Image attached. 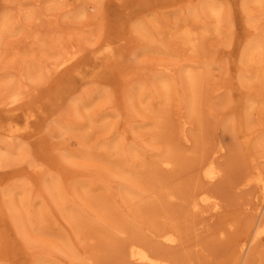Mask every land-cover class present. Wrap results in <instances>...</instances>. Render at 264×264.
Instances as JSON below:
<instances>
[{
	"label": "rangeland",
	"instance_id": "obj_1",
	"mask_svg": "<svg viewBox=\"0 0 264 264\" xmlns=\"http://www.w3.org/2000/svg\"><path fill=\"white\" fill-rule=\"evenodd\" d=\"M9 1L0 0V21L9 13L19 20L0 52V102L5 90L21 91L25 106L8 112L0 103V156L4 155L0 158V264H44L46 259L88 264L78 257L88 258L91 264H124L118 247L133 240L148 245L171 264H264V238L249 245L243 255L238 252L250 236L262 201L260 188L244 186V178L255 170L264 177V146L256 147L264 137V114L257 108L264 105V93L245 82L254 68L242 56L248 42L263 33V23H249L254 17L261 22L257 9L249 5L247 12L254 17L247 19L241 0H19L24 4L20 12L19 1ZM206 2L221 9L217 28L203 14L201 5ZM186 4L189 10L180 11ZM180 19L182 23H176ZM139 20L144 26L137 34L132 27ZM183 23L198 39L194 51L171 35ZM202 28H207L203 34ZM119 41L122 67L99 66L89 59L104 44ZM64 50H80L78 70L47 80L46 70ZM194 66L203 67L206 79L198 116L187 110L182 73ZM159 78L171 80L172 101L165 107L164 136L150 146L142 136L144 117L133 107L138 91L146 90L154 96L151 99H159L155 92ZM80 98L82 103L75 105ZM98 117L104 118L106 126L98 127ZM89 120L98 126L82 138L76 135ZM12 129L17 132L10 137ZM124 129L125 135L120 136ZM123 138L129 147L140 144L137 151L147 162L155 161L166 146L180 153L172 171L157 175V181L175 195L161 202L162 211L158 203L134 205L124 194L126 187L137 183L146 199L152 192L148 187L157 181L147 187L148 182L134 181L126 167L117 175L109 173L107 168L113 166L108 160L116 158L111 147H122ZM87 153L94 159H85ZM207 157L215 158L221 173L204 187L199 166ZM35 169L40 173H33ZM85 185L111 212L112 221L105 222L118 227L109 231L94 222V226L86 224L99 209L90 198L79 195ZM202 189L219 204L212 217L191 210L187 203L190 193ZM26 209L54 218L52 234L60 238L65 234L76 258L70 257L72 251L63 250L61 241L35 235L28 223L26 228L20 225ZM69 209L79 213L78 222L68 216ZM173 227L182 241L164 248L155 234ZM103 233L110 237L96 239L93 250L86 247L91 242L82 241L84 236L93 239ZM114 244L119 245L117 250Z\"/></svg>",
	"mask_w": 264,
	"mask_h": 264
},
{
	"label": "bare ground",
	"instance_id": "obj_2",
	"mask_svg": "<svg viewBox=\"0 0 264 264\" xmlns=\"http://www.w3.org/2000/svg\"><path fill=\"white\" fill-rule=\"evenodd\" d=\"M19 1V0H16ZM52 2H55L57 0H51ZM121 1V0H120ZM13 0L9 1V3H12ZM18 5V9L20 12L24 10V4L22 1H19L16 3ZM249 5H252L255 7L258 11V15L261 16L259 22L258 17H255L247 12V8L251 9ZM189 4H186L185 6L181 7L180 11H186L189 10ZM201 9L203 11V14L207 17L212 19L213 21V28H217L218 25L221 22L222 19V12L218 5H216L213 2H206L201 5ZM241 11H243L247 15V19L253 18L249 20V23H263L262 25V36L261 37H255V39L246 45L244 52L242 54L244 61L249 64L251 67L254 68L253 72H251V75H248L245 82L252 83L258 87L260 91L264 93V0H241ZM195 13H192L194 16ZM17 17L12 16L10 13L4 17L0 21V52L2 49V46L4 45V39L6 36H8L11 32H13L14 25L18 23ZM182 19L177 20L176 23H182ZM255 20V22H254ZM143 20H139L134 22L133 25V31L137 34L140 33V28L144 26V23H140ZM140 27V28H139ZM207 28H202L201 33L203 34ZM259 30L257 29L256 32ZM260 32V31H259ZM261 33V32H260ZM172 36H175L176 39L180 43H182L184 46H186L190 51H194L198 39L196 35L190 30L189 26L186 24H179L176 27V30L172 32ZM120 41H122L120 39ZM119 42L115 43H107L104 44L102 49L96 53H92L89 56V59H91L93 64H99L100 65H109V66H119L122 60L120 59L122 56V44ZM81 55L80 50H74V51H66L64 50L62 52V56L52 64V68L46 70L47 74V80H51L54 78V74L57 75L63 71L66 70H78L79 65L81 64ZM80 61V62H78ZM193 66V64H192ZM13 69V68H12ZM79 72V71H78ZM183 79L185 84V95L187 97V100H185V104L187 107L188 112H190V115L192 116H198L199 115V108L201 106V98H202V89L204 81H206L203 67L196 68L194 67H186L183 70ZM22 74H19V78H21ZM56 82H54L52 85H55ZM57 86V85H55ZM18 90L20 91V88H22V79L18 81ZM155 92L157 93V97L159 99H151L154 96L150 95V92L143 90L138 91L136 93V105H134V109L138 114L142 113L144 121L140 122V126L144 129L143 135L146 136L148 139V144L150 146H155L158 139L160 137L164 136V116H165V107H169L172 101V82L171 80L167 78H159L156 84ZM2 102H0L5 107H8V112H15L19 110L20 108L25 106L24 97L21 95L20 92H13L8 93V90H5ZM80 102L82 103V98L80 100H76V104ZM256 104H253L252 107L254 108ZM92 105H90L87 108H84L85 111H88L89 108H91ZM157 107V108H156ZM166 108V109H167ZM257 108H260V113L264 114V105L259 106L257 105ZM28 119V117H26ZM103 117H98L96 119V123L100 124L98 127H104L106 126V122L103 121ZM95 125V122L93 120H89V124L83 128L76 130V135L79 137L86 136V133L88 131H93L94 128L97 127ZM85 128V129H84ZM84 129V130H83ZM83 130V131H82ZM17 129L9 130L8 136L12 137L16 134ZM126 130L121 131V135H125ZM258 136V133H256ZM125 138L122 139V147H119L118 145H113L111 149L113 150V153L115 155V160L112 162L108 160L109 163L112 164L113 167L107 168L109 173L113 172V175H117L118 173L124 172V169L126 167V171L133 177L134 181L140 182H148V185L153 184V181H157V175L159 172L167 173V171H172L175 166L179 163L178 161V153L175 147H168L166 146L165 151L159 155V157L153 161V162H147L144 155L141 153H138L137 148H141V145H136L135 147H129L124 143ZM147 144V145H148ZM12 145V144H11ZM264 146V137L260 138L259 141H257V146ZM14 147H10V151H13ZM154 148L150 149L149 151L145 152H151ZM155 150H160V148H155ZM217 153L214 152V154ZM180 154V153H179ZM4 155L0 156L2 159ZM85 156V159L91 160L94 159V155L91 153H87ZM112 157V155H111ZM130 158V163H127V159ZM200 170L202 174V182L203 186H208V183H213L218 177L220 176V168L215 162V158L213 157H207L204 160H202L200 164ZM256 172V175L254 173ZM252 171L250 175L246 176L243 181L244 186H248L251 184L257 185L261 192H262V201L259 203L257 209H258V215H257V221L253 225V228L251 230L250 236L243 241L241 244L238 252L240 255H243L246 248L258 242L259 240L264 238V177L260 174L258 170ZM35 174L40 173V169H35L33 171ZM158 184L153 185V187L148 189L152 191L148 197L143 198L142 191L140 192L137 189V183L134 185H129L130 187H126L124 190L125 198L131 202L132 204H143L147 203L148 205L158 203L157 209L159 211H162V201H169L173 200L175 198L174 192L171 191L167 186H164L158 179ZM128 186V185H127ZM208 190L202 189L198 192L190 193L188 195L187 203L191 205V210L197 211L200 214L208 213L211 217L214 216L218 209L219 204L216 202L215 198H213V195L207 192ZM79 195L84 198L85 196L90 198L93 202H95L96 206L98 207V214H96L94 217L90 219V221L86 224L93 225L94 223L101 227V228H107L109 231L111 229L118 227V225L109 224L105 221H112L111 217L112 214L109 212L106 208V206L100 201L99 197L93 195L90 193V187L89 185H85L82 187V189L79 192ZM79 196V197H80ZM70 204V203H68ZM88 206V204H87ZM28 207V206H27ZM89 207V206H88ZM46 208V207H45ZM68 216L75 222L80 217L79 213L77 211H74L72 209L67 210L66 212ZM44 215L41 212H35L31 213L27 209L24 212V220L20 222V225L26 228L27 223L30 225L31 231L34 232L35 235H47L50 237H54L55 240L61 241L63 246V250H69L72 251L74 256H70L73 258H76L75 256L77 254L74 253V246L69 244L68 240L65 239V234L63 236L61 235V238L57 235L52 234L51 232V226L53 223H56L55 219L48 216L47 213ZM89 210L85 211V216L88 217ZM66 222L68 219H66ZM69 222V221H68ZM94 222V223H93ZM71 225V224H70ZM115 225V226H114ZM106 229V230H107ZM116 232H120L118 228L114 229ZM22 236L26 234V232H21ZM110 233H107L106 236L110 237ZM104 233L103 235H95L93 239L88 238L87 236H84L82 238V241H89L91 242L90 246H86L90 250H93L94 245L97 240L105 239ZM157 240L159 241V244L166 248L169 246H175L177 243H180L182 241V236L179 233L178 229L174 228H163L158 230L157 234H155ZM106 244H109L107 242ZM115 250H117V247L119 245H115ZM60 250V249H59ZM63 250H60V252L64 255H66ZM118 255L120 256L119 260L124 258L125 261H123L124 264H171V261L166 258L165 256L161 254H156L151 251V248L148 245H144L141 241L133 240L129 241L123 246L118 247ZM123 252V257H122ZM46 256L49 255V251L46 252ZM80 256V255H79ZM76 260L85 262L87 261L88 264H91L90 260L88 258H77ZM74 260L68 261V264H73ZM44 264H62L61 261H51L49 259H46L44 261Z\"/></svg>",
	"mask_w": 264,
	"mask_h": 264
}]
</instances>
